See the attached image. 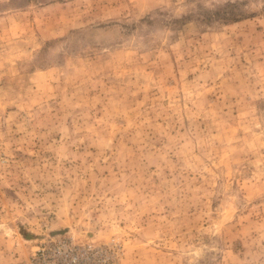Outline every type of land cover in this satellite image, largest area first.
Returning <instances> with one entry per match:
<instances>
[{
  "label": "rangeland",
  "instance_id": "obj_1",
  "mask_svg": "<svg viewBox=\"0 0 264 264\" xmlns=\"http://www.w3.org/2000/svg\"><path fill=\"white\" fill-rule=\"evenodd\" d=\"M46 262L264 264V0H0V264Z\"/></svg>",
  "mask_w": 264,
  "mask_h": 264
},
{
  "label": "built area",
  "instance_id": "obj_2",
  "mask_svg": "<svg viewBox=\"0 0 264 264\" xmlns=\"http://www.w3.org/2000/svg\"><path fill=\"white\" fill-rule=\"evenodd\" d=\"M39 253H40V252H39ZM58 253H59V251H57L56 254H54V256H56ZM38 259H39V258H38ZM53 260H54V259H53ZM74 262H76V261L74 260L73 263H74ZM46 264H48V263L46 262ZM57 264H59V263H57Z\"/></svg>",
  "mask_w": 264,
  "mask_h": 264
}]
</instances>
